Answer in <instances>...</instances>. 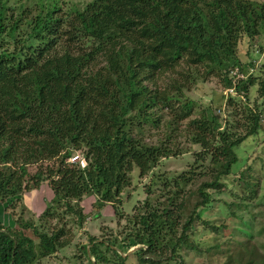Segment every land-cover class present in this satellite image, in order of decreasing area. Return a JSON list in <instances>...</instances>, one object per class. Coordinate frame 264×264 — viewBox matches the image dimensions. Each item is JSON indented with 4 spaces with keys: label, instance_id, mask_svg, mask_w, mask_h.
Instances as JSON below:
<instances>
[{
    "label": "trees",
    "instance_id": "16d2710c",
    "mask_svg": "<svg viewBox=\"0 0 264 264\" xmlns=\"http://www.w3.org/2000/svg\"><path fill=\"white\" fill-rule=\"evenodd\" d=\"M261 38L257 0H0V205L52 194L43 211H24L29 219L0 222V264H39L71 246L75 229L101 218L84 212V196L101 193L118 228L84 234L76 259L186 264L185 250L203 245L190 236L203 230L213 239L204 264L264 263V224L253 227L264 195L242 165L232 170L246 140L264 145V60L256 68L237 53ZM210 82L209 101L189 96ZM75 154L81 170L67 161ZM164 159L189 167L153 171ZM134 168L153 176L124 214ZM233 176L240 190L230 189ZM213 203L218 213L205 217ZM135 246L145 249L116 250Z\"/></svg>",
    "mask_w": 264,
    "mask_h": 264
},
{
    "label": "rangeland",
    "instance_id": "374dc122",
    "mask_svg": "<svg viewBox=\"0 0 264 264\" xmlns=\"http://www.w3.org/2000/svg\"><path fill=\"white\" fill-rule=\"evenodd\" d=\"M79 0H65L66 3H75ZM83 3L88 0H82ZM260 2L264 3V0H257ZM261 46L264 49V38H261V40H256V41H248L247 39H244L241 41L239 47H238V56L243 62H249L251 61V58L255 60L253 62L255 64V67L257 68L260 63L264 60L263 56H258L257 51H259L258 47ZM215 88V83L210 82L207 85H205L204 88H197L196 90H193L190 92L189 96L194 99V100H201L203 99L204 101H209L210 100V92L212 89ZM251 93L249 94V99L250 103H253V100L257 99V86H253L251 89ZM213 101L217 102L216 107L218 109L223 108L224 100L220 101V94L217 93V95L212 99ZM185 147L184 145H179V148ZM236 154L238 157V163L232 168V170L235 172L237 171V168L242 165L241 171H246L245 173L250 176L251 175V182L257 185V189H261V194L264 195V179L263 174H264V167H261V172L258 171L256 168L258 166V160H260V165L262 162H264L262 159L258 158V155L264 156V145L261 144V140H255V139H248L246 140L242 145H240L236 149ZM262 160V161H261ZM246 162V163H245ZM189 162L183 161V160H170V159H164L161 163V167H157L153 171L158 172L160 169L161 170H166V171H180L183 169L185 166H188ZM239 165V166H238ZM189 167V166H188ZM187 167V168H188ZM252 169V170H247V169ZM186 169V168H185ZM33 170V169H30ZM153 175H149L145 180L143 178L139 177V171L137 168H134L133 171L130 174L131 177V186L128 187L124 192L121 194V200H122V210L124 214H130L131 213V208L133 207L134 203L136 201H143L142 199L144 198V193L143 190H146L148 185H150V181ZM235 176H233L230 179L229 182V187L232 191L234 190H240V187L238 186L237 182L233 180ZM136 188V189H135ZM228 190V189H227ZM230 190V192H231ZM44 192L45 189L40 190V191H35L31 190L29 193H26L22 196V198L19 200V202L13 201L14 208L12 206H7L4 208L3 206L0 205V222L4 226H14L15 225V220L18 219L19 217H22L23 219H29L32 217V215L27 211L26 209H33V212L39 213L40 211H43L44 208H46L47 204L50 203V199H52V194L50 193V197H46L44 199ZM230 192H224L221 197H225L226 201H230L232 199V194ZM90 193V192H89ZM211 197L213 196L214 198H217V194L214 192H210ZM88 194V193H87ZM128 195H131L129 197ZM98 200L92 196L91 194L88 195L87 197L84 196L83 201L81 202V206L84 209V212L86 214H92L96 216V212L101 213V218L89 220L87 221L86 226H84L83 229H75L77 231V235L75 237L74 242H72L71 246L60 250L56 256L50 257L48 259H45L44 261L40 262L39 264H80L82 261V264H89L85 258L77 259L74 257L78 253H76V247L75 244L78 241H81L82 244L86 243L85 236L84 234L86 233H91V234H98L100 232V227L101 228H108V231L114 230L116 231L118 228V220L114 216V207L112 205L105 206L103 205L102 202L104 199H102L103 194L101 193L100 195H97ZM117 198V197H115ZM46 201V202H45ZM48 201V202H47ZM12 204V205H13ZM211 210L205 212V217L210 216V214L215 215V213H218V205L213 203L211 205ZM234 209V208H233ZM254 215L255 218L253 219V227L254 231H257V226L259 224H264V208L261 206L256 207L254 210ZM32 213V212H31ZM35 216H37L35 214ZM14 219V220H13ZM214 220H217V218H214ZM221 233L227 234L225 230H222ZM80 237H83L82 240H79ZM191 239L195 243H201L202 245V250L200 252L196 250H185L184 255H185V260L187 261L186 264H204V255L199 256L203 253V251L208 247L209 242L213 241L212 237L210 234L207 232L200 230L196 232L194 235L190 236ZM260 239V238H257ZM263 245H264V239L262 240ZM207 243V245H206ZM205 245V246H204ZM90 249V247L88 248ZM145 249V248H143ZM204 249V250H203ZM193 253V254H192ZM122 256V255H121ZM130 255L125 256L130 257ZM123 257V256H122ZM90 259V257H89ZM91 261V259H90ZM127 264H137L135 259H129L126 261ZM167 264V263H163ZM264 264V263H260Z\"/></svg>",
    "mask_w": 264,
    "mask_h": 264
},
{
    "label": "built area",
    "instance_id": "2783aa9c",
    "mask_svg": "<svg viewBox=\"0 0 264 264\" xmlns=\"http://www.w3.org/2000/svg\"><path fill=\"white\" fill-rule=\"evenodd\" d=\"M81 159H82V157H81L80 154H75L74 156H71L70 158H68L67 161L70 162V163H78L79 162L80 166L79 167L77 166V168L79 170H81L83 165H84V162Z\"/></svg>",
    "mask_w": 264,
    "mask_h": 264
},
{
    "label": "water",
    "instance_id": "95a60500",
    "mask_svg": "<svg viewBox=\"0 0 264 264\" xmlns=\"http://www.w3.org/2000/svg\"><path fill=\"white\" fill-rule=\"evenodd\" d=\"M89 247H87L86 249H88ZM140 248H145V246H135V247H133L132 249H130L128 252H126V253H121L118 249H116L123 257H125V256H127V255H130V254H132V253H134L135 251H137L138 249H140ZM88 251V250H87ZM89 257H90V259H91V261H92V263L94 264L95 263V261H94V257H92L91 255H89Z\"/></svg>",
    "mask_w": 264,
    "mask_h": 264
},
{
    "label": "clouds",
    "instance_id": "9594fccd",
    "mask_svg": "<svg viewBox=\"0 0 264 264\" xmlns=\"http://www.w3.org/2000/svg\"><path fill=\"white\" fill-rule=\"evenodd\" d=\"M90 247V246H89ZM88 250V249H87ZM95 261V260H94ZM92 262V261H91ZM93 264V263H92ZM95 264V263H94Z\"/></svg>",
    "mask_w": 264,
    "mask_h": 264
}]
</instances>
